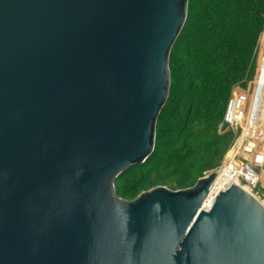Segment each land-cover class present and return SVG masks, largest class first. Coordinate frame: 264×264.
I'll return each mask as SVG.
<instances>
[{"label": "water", "instance_id": "obj_1", "mask_svg": "<svg viewBox=\"0 0 264 264\" xmlns=\"http://www.w3.org/2000/svg\"><path fill=\"white\" fill-rule=\"evenodd\" d=\"M189 0H0V264H264V205L223 174L126 200Z\"/></svg>", "mask_w": 264, "mask_h": 264}, {"label": "trees", "instance_id": "obj_2", "mask_svg": "<svg viewBox=\"0 0 264 264\" xmlns=\"http://www.w3.org/2000/svg\"><path fill=\"white\" fill-rule=\"evenodd\" d=\"M263 15L264 0H189L186 22L170 55V94L157 117L154 150L116 178L118 196L135 198L164 182L156 177L164 172L190 176L198 152L210 147L199 140L215 137L230 90L250 67ZM186 182L181 179L170 187L185 188Z\"/></svg>", "mask_w": 264, "mask_h": 264}, {"label": "rangeland", "instance_id": "obj_3", "mask_svg": "<svg viewBox=\"0 0 264 264\" xmlns=\"http://www.w3.org/2000/svg\"><path fill=\"white\" fill-rule=\"evenodd\" d=\"M262 23V29L256 40L254 54L253 56H251V60L249 63L250 67L247 68L245 72H243L244 76L232 86L229 94V99L227 100L228 103L223 121H218L215 124V137L213 138V135L210 134L207 136L208 139L204 137L199 140V144H201L202 146L207 145V143H209L210 147L208 149L200 150L196 158L192 161L191 170L189 172L191 177L187 173H179L176 170L172 172L170 171L169 173L164 172L161 176L156 175V177H163L164 182L160 181L156 183L155 186L150 187V189L160 185L175 190L170 186L173 184V182H177L181 179L187 180L184 186L188 188L193 186L199 178L204 177L211 172L220 170L222 166L227 162V160H230L232 155L231 151L233 147L240 143L243 128V135H245L247 132L250 133L251 131H256L255 138L258 137V140H256L257 151L264 155V99H262L261 95L264 94V15L262 18ZM255 85L261 86L258 89V94H256ZM240 95H242V97L244 98V108L246 107V109L248 110V114L247 116H245L244 121L242 123L230 124L226 121L225 117L227 116V120H230L233 117L232 114L234 113V101L237 98L239 99ZM253 99H255L256 101L254 107H251ZM260 130L262 131V133L259 132ZM242 144L243 145L241 146H244V143ZM256 153L253 155V162ZM260 153L258 155V161H260V163L254 162L253 167L256 168V170H258V173L261 175V182L259 183L258 187L255 188V190L259 192L260 196V199L257 200L264 205V156H262ZM235 157L236 163H241L245 162L246 160H249V156H245V153H243L242 156ZM220 172L226 174L230 178L233 176L228 168L223 167ZM125 177L126 175L122 176V178ZM154 177L155 175H153V178ZM231 179L236 182L239 186H241L244 190H246L250 194L252 193L244 181H240L238 179L233 178ZM135 195L136 194H134L133 196Z\"/></svg>", "mask_w": 264, "mask_h": 264}, {"label": "built area", "instance_id": "obj_4", "mask_svg": "<svg viewBox=\"0 0 264 264\" xmlns=\"http://www.w3.org/2000/svg\"><path fill=\"white\" fill-rule=\"evenodd\" d=\"M239 97L242 100L244 99L242 97V95H240ZM231 101H232V99H231ZM231 101H230V104H231ZM244 112H245V115H244ZM247 114H248V110L245 107L242 110L237 109V111H234V113L232 114L233 117L230 120H227V116L225 118H226V121L229 122L230 124H238V123L240 124L244 121V118H245V116H247ZM243 131H244V128L242 130L240 143L233 147V149L231 151L232 155L230 154L231 155L230 160H227V162L222 166L221 169H223V167L228 168L233 175L231 178L238 179L240 181H244L245 184H247L249 189L252 191V193H254V194H252V193L251 194L255 198L257 196L256 199H258V198L260 199L259 192L257 190H255V188H257L259 183L261 182V177H260V174L258 173V170H256V168L253 167L254 162L260 163V161H258V155L260 152L257 151V147H256V145H257L256 140H258V137L255 138L256 137V134H255L256 131H251L250 133L247 132L245 135H243ZM242 143H244V146H241V145H243ZM256 152H258V153H256ZM243 153H245V156L246 155L249 156V160H246L245 162H241V163H236L235 162V158H236L235 156H237V157L242 156ZM255 153H256V155H255V159L253 162V155ZM262 156H264V155H262ZM220 170L215 171V172L219 173Z\"/></svg>", "mask_w": 264, "mask_h": 264}, {"label": "bare ground", "instance_id": "obj_5", "mask_svg": "<svg viewBox=\"0 0 264 264\" xmlns=\"http://www.w3.org/2000/svg\"><path fill=\"white\" fill-rule=\"evenodd\" d=\"M256 87H255V90H256V94H258V89H259V86H257V85H255ZM262 95V99H264V94H261ZM239 100V101H238ZM255 99H253L252 100V103H251V107H254V104H255ZM233 107H234V111H237V109H243L244 108V100H242V99H240V97H239V99L237 98L235 101H234V105H233ZM249 115H250V113H249ZM251 123V122H250ZM261 128V127H260ZM262 129V128H261ZM260 133H261V130L259 131ZM260 135V134H259ZM220 174H223V175H225L226 177H228L229 179H231L229 176H227L226 174H224V173H221V172H219ZM260 177H261V175H260ZM232 180V179H231ZM233 181V180H232ZM234 182V181H233ZM236 183V182H235ZM237 184V183H236ZM238 185V184H237ZM249 188V187H248ZM250 190V189H249ZM251 191V190H250ZM252 192V191H251ZM254 194V193H253ZM256 198H257V196H256ZM258 200H259V198H258Z\"/></svg>", "mask_w": 264, "mask_h": 264}]
</instances>
